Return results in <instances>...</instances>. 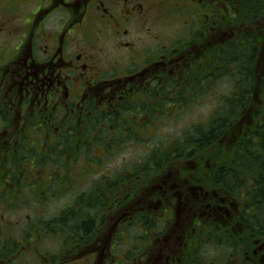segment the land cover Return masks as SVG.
Segmentation results:
<instances>
[{"label": "flooded vegetation", "instance_id": "flooded-vegetation-1", "mask_svg": "<svg viewBox=\"0 0 264 264\" xmlns=\"http://www.w3.org/2000/svg\"><path fill=\"white\" fill-rule=\"evenodd\" d=\"M188 1L197 7H185L183 4L166 7L167 3L163 4L162 0H0V8L3 7L11 13L19 5H29L27 18L16 20L14 27L7 28L0 21V34L7 31L17 41L14 43L13 39L4 40L1 47L7 44L9 50L2 52L0 49L3 54L0 57V146L10 145V157L13 158L19 155L18 146H23V137H28L25 135L18 138L20 132L37 127H49L47 130L50 131L52 127L51 131L57 130L59 134L55 136L60 137V145L64 141L66 115L76 114L78 125L84 117L83 114L95 117L98 112L112 116L121 115L122 110L124 111L121 105L124 102L119 100L129 96L142 97L159 78L160 69L167 59V55L158 50L160 42L154 44V47L142 45L138 48L137 55L136 40L131 37L133 34H138V38L141 33L155 35L152 23L160 18L162 9L165 8L171 15H183L184 10L191 12L188 14H192L195 19L201 16L200 27H195L196 31H193L195 35L209 34L211 28L208 25V14L204 13L202 5L208 0ZM54 22L57 30L51 31L50 27ZM73 34L84 42L95 39L97 43L100 40L98 36H114L112 38L117 43L116 51L120 53L125 50L127 55L121 64L117 61L118 68H112L111 74L109 70L101 71V56L98 58L85 52V49L71 50L70 47L74 44L69 36ZM176 50H172V57L176 55ZM174 59L170 60V65ZM174 63L177 65L176 60ZM36 116L40 119L45 116L46 120L36 122V125L33 122ZM111 124L105 125L111 129ZM19 157L21 160V155ZM10 164L13 167L12 160ZM7 172L16 177V172L8 167L0 171V177H8ZM168 176L161 178L156 186L145 189L137 206L129 203L130 193L123 192V198H114L108 207L107 219L112 215V224L120 227L117 239L124 240V233L129 225L141 227L138 242L126 252V257L120 260L114 258L116 241L112 240L113 231L110 228L103 236H98L97 226L103 218L95 216L91 219L93 231H89L86 240L81 239L82 235L69 236L66 247L69 246V241L72 245L63 252L60 262L54 261L55 264H73L83 257L87 259V264H167L170 257H184V252L185 256L190 254V239L198 226L195 225L194 228L193 223L201 221L204 223L203 227L208 228L209 217L212 216L219 220L220 230L227 241L235 242L234 253L240 252L238 245L243 237L241 223L232 219L234 214L230 205L212 204L209 190L192 183L188 175L183 180ZM76 212L78 213L77 210ZM76 212L77 221H81ZM65 213L64 211L60 214ZM10 230V227L4 230L1 228L0 238ZM2 239L0 264H25L17 257L13 258L18 245L13 244V252H4V243L11 241L6 236ZM171 245L177 247L172 250V254H166L165 249ZM136 247V255L132 261L126 262L129 254L135 253L133 249ZM251 251L255 264H264V241L255 239ZM74 253L77 259L69 260ZM108 253L113 257H108ZM50 261V258L42 256L37 258V264H51ZM238 264H242L241 259Z\"/></svg>", "mask_w": 264, "mask_h": 264}, {"label": "trees", "instance_id": "trees-1", "mask_svg": "<svg viewBox=\"0 0 264 264\" xmlns=\"http://www.w3.org/2000/svg\"><path fill=\"white\" fill-rule=\"evenodd\" d=\"M190 5L196 6L191 3ZM202 5L204 13L208 14V25L211 28L209 34L191 35L189 33L188 36L182 35L183 38L173 41L170 48L167 47L162 51L163 55H167V59L164 61L166 63L162 65L159 78L152 84L151 89L147 90L140 97L141 99L134 98L121 107L133 113H144L143 115L146 116L150 113L149 110H152L151 108L155 109L161 103L160 108L163 107V109L166 106H173L175 109L188 108L190 105L188 100L195 98L200 90L204 93H208L210 90L214 91V87L219 82L226 85L227 92L216 98L217 105L209 120L194 125L184 135L182 142L173 147L168 154L155 149L148 157L149 159L147 158L145 167L141 166L134 168L133 171L124 172L125 177L123 175L117 177L116 182L132 181L139 174L153 178L162 172V162L179 157L191 158L199 150L224 138L226 141L220 149L221 157H218L220 160L209 171L211 177L209 188L212 192L218 191L220 195L216 197V192V195L210 196V202L222 206L224 201L230 205L234 220L241 223L242 239L244 240L238 245L240 247L239 256L243 255L245 258V261L240 258L241 262L242 264L246 262L255 264L251 251L254 247V240L264 241V42L258 28L264 23V0H208ZM177 18H183L187 25L185 17L179 15ZM188 18L196 23L194 28L200 27L199 18L201 16L195 19L192 14H188ZM190 40L193 41L192 46L194 47L190 48L189 55L185 57L186 44ZM173 49L177 50L176 55L172 57ZM171 58L177 59H174L170 65ZM175 60L177 65L174 63ZM143 98L146 101L142 100ZM256 98L258 101H255ZM147 100L152 101L153 107L149 108ZM162 113L165 114V112ZM82 116L84 117L78 125L76 114L67 115L64 141L62 140L63 143L60 142V145L58 144V147L50 153L56 166L61 164L58 159L65 147L61 148V146L66 142L69 144L73 138L75 139L77 128H79V133L87 137L90 133L101 131L96 137L100 142L105 140L101 146L106 149L125 141L130 130L125 122L118 123L115 115L98 112L96 117L85 114ZM35 118L40 117L36 116ZM35 118H33L35 123L42 121L41 119L35 121ZM108 123H112L111 129L106 126ZM102 126L103 128H101ZM103 131L106 132L104 136H102ZM51 132L59 136L57 132ZM59 133L62 135L61 131ZM79 138L80 143L77 147L80 150L88 149L86 152L88 155L91 151L90 142L92 140H88L89 144H85L86 140ZM55 140L58 143L60 137ZM137 141L139 142V140ZM25 152L26 149L24 150L22 144L21 146L19 144L18 153L22 159L26 160V156L29 158L30 153L26 154ZM141 159L146 158L142 157ZM7 174L8 177L2 176V178L10 185L16 177L11 172H7ZM50 180L48 179L49 184L44 188V195L46 197L62 195L59 192L60 187L56 177H50ZM99 182L103 183L101 188L105 190H113L119 185L112 183L108 178H102ZM127 186H129L126 188L127 193L130 192V194L134 192L135 188L137 189V187H132L133 184ZM51 187L55 191L52 192ZM104 192L101 191L98 196L92 197L88 204L80 197L76 206H81L80 212L88 208L94 213L93 208H108L112 201L106 197ZM213 197L217 200H213ZM63 215L58 213L55 218L49 219L43 225L46 229L60 232V236L56 237L58 241H61L60 238L64 236L63 234H70L71 237L82 235L81 239L86 240L89 231H93L91 219L96 216L95 214L91 213V217L88 215L87 218H81V221H77L75 215L71 213ZM215 218V216L209 217L208 228L203 227L204 223L201 221L196 223L198 225L195 230L196 234L190 239V254L185 256L184 252V257L177 256L174 259L170 257L167 264H223L221 258L233 254L235 242L227 241L224 233L222 234L220 230L219 220H215ZM50 233L52 235V232ZM14 243L19 246L21 241L13 239L11 243H4L3 251L13 252ZM68 244L72 245L70 241ZM210 245L219 246L220 249L214 257L219 260H213V257L210 259L208 256ZM69 246L64 249L63 246L60 249H49L40 252L38 256L39 258L41 256L50 258L52 260L50 263L55 264L54 261L60 262L63 252L69 249ZM137 250V247L133 249L135 253L129 254L128 260L132 261ZM162 264H166V262Z\"/></svg>", "mask_w": 264, "mask_h": 264}, {"label": "rangeland", "instance_id": "rangeland-1", "mask_svg": "<svg viewBox=\"0 0 264 264\" xmlns=\"http://www.w3.org/2000/svg\"><path fill=\"white\" fill-rule=\"evenodd\" d=\"M162 2L163 4L167 3L166 7L175 4H183L185 7L190 6L188 0H162ZM28 11V4L19 5L18 9L13 13L1 7L0 21L4 22L7 28L14 27L16 20H20L19 18H27ZM182 13H184L182 16L185 17L187 25L184 23L183 18H177L179 15H171L165 8L162 9L160 18L152 23L155 28V35L149 36L141 33L138 38V34H133L134 36L131 37L136 40V54L138 55V48L140 49L142 45L148 44L149 47H154V44L160 42L158 50L162 52L167 47L170 48L173 41L183 38L182 35L184 37L188 36L189 33L195 35L196 33H194V31L196 30L193 31V29L196 23L188 18L187 11L183 10ZM258 28L261 32V39L264 42V23ZM50 30H57L56 22L51 25ZM7 33L6 31V33L0 34V49L2 52L9 50L7 44L1 47L4 43L3 41L14 40V38ZM69 37H71V42L74 44V46L70 47L71 50L82 51L85 49V52L91 53L98 58L101 56V71L104 70L106 72L109 70L110 74L112 68H118L117 66L119 64L117 61L121 64L123 58L127 55L125 50L120 51V53L116 51L115 46L117 43L114 42V36H98V38H100L98 43L95 39L84 42L74 34ZM127 39L129 38L127 37ZM13 42L16 43L17 41L14 40ZM192 45V40L187 42V54L186 50L184 51L185 57L189 55L190 48L193 49L194 46ZM1 56H3L2 53H0V57ZM177 68H179V66H177ZM174 74H176V72H174ZM199 92L200 93L196 95L195 98L187 101L190 104L188 108L175 109L173 106H166L163 109V107L160 108L161 103L160 106L153 109L151 108L153 107L152 101L147 100L150 105L149 108L152 110H149L150 113L146 116L143 115L144 113L137 114L126 110H122L121 115L115 114L117 122H125L131 131L129 130L125 141H121V143L116 146L113 145L107 149L101 146L105 140L102 142L97 140L96 136H99L101 131L90 133L87 137L79 133V128H77L78 130L75 132L76 135H74L75 139L73 138L69 144L66 142V144L61 146V148H63V146L68 147H66V149L64 147L61 152V156L58 159L59 162L61 161L59 166L55 165L54 158L50 156V153L58 147V143L55 140L56 136L51 132L52 127L50 131L47 130L49 127H37L36 129H29L28 131L18 133V138L25 135L28 136L26 138L23 137V149H26V154L30 153V157L28 158V156H26V160L22 159L21 162H19L20 157L18 154L13 158L10 157V145L0 146V171L8 167V169H13L16 172L15 181L10 185L0 177V229L2 228V230H4L10 227V232L5 234L8 240L11 242H13V239L21 241L19 246L16 245L15 251H17V253L13 258L17 257L21 263L25 262V264H37V258H39L38 254L40 252H45L49 249H60L61 246L66 248V240H68L71 235L68 234L65 237H61V241H58L56 237L60 236V232L46 229L43 225L46 221L55 218L58 213L60 214L64 211L75 215L77 209V218H85L88 216L93 210L85 208L80 212L81 206H76L80 197L81 200L88 204L92 197L98 196L101 191L102 193L105 191L104 193L110 201L114 200V198L122 199L125 194H128L125 187L128 184H133L134 186L132 187H137V189L135 188L134 192L130 194L129 203H134L135 206H137L139 204V198L142 196L144 190L156 186L161 178L167 175L171 176L172 179L181 178V180L188 175L192 183L194 182L195 184L202 185L206 191L209 190L210 196L216 195V192V197L219 196L220 194L218 191L212 192L209 188V185H211L209 171L215 167L220 160L218 157H221L219 153L221 147L224 146V141H226L224 138L216 141L211 146L199 150V152L191 158L179 157L168 162H162V172L158 173L153 178H148L145 174H139L132 181L116 182L117 177L123 175L124 172L133 171L134 168L141 166L145 167L147 163L146 160L149 159L148 157L155 149H159L161 150L160 152L168 154L173 147L182 142L184 135L187 134L194 125L207 122L213 110L216 108V98L225 95L227 90L226 85H224L223 82H219L214 87V91L211 92L210 90L208 93H204L200 90ZM133 99L134 98L129 96V98H123L119 101L125 104L128 100L130 101ZM142 100L146 101L145 98ZM255 101H258L257 98ZM162 112H165V114ZM41 120L45 121V116H41ZM35 121H40V118H35ZM62 122L63 120L61 123ZM36 125H38V123H36ZM56 131L57 130H54V132ZM105 134L106 132L103 131L102 136ZM79 137L86 140L87 143L85 144H89L88 140H92L90 142L91 151H89L88 155L86 153L88 149L84 148L80 150L77 147L78 143H80V140H78L80 139ZM137 140H139V142ZM142 157L146 159H141ZM11 160L13 161V167L11 166L12 164H10ZM54 176L60 187L59 192L62 193V195H49L48 198L44 195V188L49 184L48 179L51 181L50 177ZM123 177L125 176L123 175ZM102 178H108L112 183H118L119 185L117 188L114 187L113 190L102 189L101 185H103V183L99 182ZM50 190L52 192L55 191L53 187H51ZM123 192H125V194H123ZM167 193L169 194V191H167ZM213 200H217V198L213 197ZM223 204L228 206L226 202H223ZM93 209L96 212L95 215L99 219L103 218L97 226L98 236H103L105 232L107 233L111 228L114 234L112 240L116 241L114 258L120 260L126 257V252L133 248L136 242H138L139 236L141 235V227L129 225L126 227L124 240H122L123 238L117 239L116 235L120 227L116 226L114 223L112 224L110 218L112 215L107 219L106 211H108V208L99 207ZM152 209L155 210V208ZM184 213L185 211L183 214ZM232 219H234V216H232ZM193 224V227L196 228L195 222ZM236 231L238 233V230ZM50 232H52V235ZM193 237L194 235L192 238ZM2 238H0V241L4 240ZM22 245L25 246L22 248ZM177 245L175 247L171 245L170 247L172 249L168 246L165 249V253L169 255L172 254V250L175 249ZM112 246L113 244L110 245V247ZM219 249L218 245H210L208 247V256H210V259L213 257V260H219L214 258ZM110 251L113 253L112 249ZM74 254L66 258L69 260L77 259V255ZM239 255L240 252L237 251L236 254L233 252V254L222 257L221 260L223 264H238L240 258L242 261H245L243 255H241V257H239ZM108 257L112 258L113 255L108 253ZM84 258L85 257L75 263L73 262V264H87L88 261ZM129 261L130 260L126 262Z\"/></svg>", "mask_w": 264, "mask_h": 264}]
</instances>
